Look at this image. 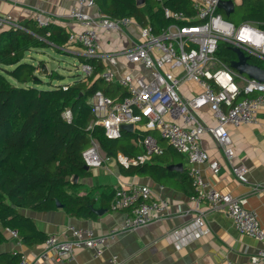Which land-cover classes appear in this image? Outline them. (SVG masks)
Segmentation results:
<instances>
[{
  "label": "built area",
  "instance_id": "obj_1",
  "mask_svg": "<svg viewBox=\"0 0 264 264\" xmlns=\"http://www.w3.org/2000/svg\"><path fill=\"white\" fill-rule=\"evenodd\" d=\"M219 2L194 0L193 16L165 7V16L171 22L159 32L152 25L140 24L132 17H108L102 13L95 0H76L68 12V17L81 26L79 31L69 34L68 43L80 44L83 48L85 61L81 63V70L84 76L92 74V61H104L107 66L99 74L100 78L107 84L119 85L125 92L121 99L106 95L102 90L94 93L90 100L94 124L102 126L108 138L117 139L122 136L124 124L136 125L145 121L148 129H157L171 147L188 156L191 164L188 174L194 188L192 200L196 204V215L168 233L167 239L178 246L187 245L209 232L199 209L202 202L212 209L225 210L241 233L264 241V229L256 210L247 208L242 198L214 188L197 168L198 163L207 162L214 173L220 169L219 161L210 159L201 145L204 132L214 136L223 147L225 157L231 160L235 151L228 126L255 123L259 110L264 106V81L241 73L231 62L216 55L219 44L225 43L231 49L235 47L243 51L249 62L254 58L263 64L264 28L254 21L235 24L226 19L219 12ZM88 8H97L96 15L90 14ZM35 20L42 27L50 24V19L42 14H38ZM132 24L139 27L138 42L113 51L103 50L99 30L120 32ZM8 29L30 31L10 14H0V32ZM62 49L68 52L69 45L66 44ZM120 57L143 66L147 73H121L113 69L112 66L118 64ZM170 65L177 71L167 69ZM256 65L264 69V64ZM188 82H195L200 91L194 95L181 93ZM63 88L67 89L68 86ZM205 106L210 107L214 114L216 122L212 126H205L195 115L197 110ZM64 117L71 120L70 109L64 112ZM179 118L182 122H179ZM139 143L145 148L143 154H119L117 162L125 167L142 164L154 154L163 152L152 135L141 137ZM82 158L89 168H97L110 157L101 151L96 140H92L82 152ZM232 170L241 182L248 181L244 165H234ZM169 205L167 199L152 198V190L147 185L120 183L115 187L112 209L128 210L123 228L133 230L164 216ZM7 230L13 237H19L17 230ZM68 231L72 235L71 239L49 235L43 242L41 258L46 259L53 254L58 260L72 259L79 248L91 249L99 257L114 237V234L99 235L89 227L71 225ZM109 261L111 264H120L116 255L111 256ZM19 264H29L24 254L20 253ZM251 264H264V248L251 257Z\"/></svg>",
  "mask_w": 264,
  "mask_h": 264
},
{
  "label": "crops",
  "instance_id": "obj_2",
  "mask_svg": "<svg viewBox=\"0 0 264 264\" xmlns=\"http://www.w3.org/2000/svg\"><path fill=\"white\" fill-rule=\"evenodd\" d=\"M75 3L76 0H0V14H10L24 26L28 22H36L35 17L42 14L45 18L50 19V25L60 26L70 34L81 29L78 22L68 17V12ZM87 10L93 15L97 13V8H88ZM99 39L103 50L113 51L116 48L138 42L139 27L137 24H132L120 32L99 30ZM68 42L69 50L63 52L73 55L81 63L84 62L83 48L80 44H69ZM48 48L56 49L53 45L44 49H31L27 53L25 61L39 67L42 62L47 64L50 61L55 62ZM36 52L44 59L36 60L33 57L37 54ZM97 62H100L103 68L107 66L104 61ZM112 68L121 73L130 71L147 73L143 66L131 63L124 57H120L118 64ZM40 69L41 67L36 71L37 76L44 73H40ZM167 69L177 71L172 65L167 66ZM51 72L53 71L49 70L46 74ZM12 80L15 82L14 79ZM115 85L120 88L117 94H123V89L119 85ZM199 91L200 87L195 82H188L183 86L181 93L194 95ZM195 115L205 126H212L216 122L214 114L208 106L197 110ZM178 120L182 122L181 118ZM123 130L131 134L132 141L138 147L135 150L136 154L140 155L145 152L139 139L145 135H152L163 149L160 154L164 152L167 154L166 168L170 164L182 163L183 169L170 170L175 171L177 176L167 180H156L150 175L128 176L121 172V164L117 162V157H110L101 166L102 170L98 167L89 168L88 176H78L77 182H73L72 178V183L81 184V187L76 189L78 190L77 194L85 195L92 192V195L98 200L104 188H112L115 191V187L120 183L147 185L152 190V198L169 200V209L164 213V216L131 230L123 228L128 210L108 209L100 205L99 201L94 209L104 208L106 211L103 214L94 211L95 217L73 216L67 213L64 207L48 211L21 209V213L30 217L37 229L48 236L55 234L61 239H71L72 235L68 231V227L73 225L93 228L99 235L111 236L114 234V237L109 240L106 251L99 257H96L91 249L79 248L75 251L72 259L58 260L53 254L43 259L41 258L43 243L29 244L21 236L13 237L7 229H4L5 240L0 243V253L16 255L15 252H18L17 255L24 254L29 264H111L109 258L113 255L118 257L120 264H251V257L257 254L259 249L264 248V241L241 233L225 210L212 209L206 202H202L199 209L202 211L204 226L209 229L208 233L184 246H178L167 239L169 232L189 222L196 215L194 211L196 204L192 200L194 188L188 174L191 166L188 156L171 147L160 136L157 129H148L145 121L133 125L132 130ZM228 130L235 151L234 157L231 160L227 159L223 147L210 132L206 131L201 135V145L210 159L219 161L220 169L218 173H214L207 162L198 163L197 168L202 177L214 188L242 198L247 208L256 210L260 224L264 229V106L259 110L255 123L229 125ZM101 151L105 154L102 149ZM151 158L145 163L151 162ZM238 164H242L246 168L247 182H241L234 174L232 168ZM183 173L187 174V179ZM71 191H75V189L72 188Z\"/></svg>",
  "mask_w": 264,
  "mask_h": 264
},
{
  "label": "trees",
  "instance_id": "obj_3",
  "mask_svg": "<svg viewBox=\"0 0 264 264\" xmlns=\"http://www.w3.org/2000/svg\"><path fill=\"white\" fill-rule=\"evenodd\" d=\"M232 1L235 7L229 14L219 7L226 19L232 21L231 15L239 8L240 23L254 21L264 28V0ZM95 2L108 17H132L140 24L152 25L157 32L171 22L165 16V7L188 16L195 14L194 0H144L140 5L137 0ZM25 26L30 31L8 29L0 33V243L5 240L4 229L7 228L17 230L29 244L43 243L47 239L48 235L37 229L21 209L56 210L59 201L73 216L95 217L93 209L98 201L103 207L112 208L115 195L112 188H104L97 200L92 192L77 194L76 189L81 184L72 183L74 175L90 174L85 169L82 152L92 140H96L109 157H117L118 153L138 155L135 151L138 147L128 131L123 130L120 138L112 139L105 135L102 126L94 124L90 100L97 90L117 99L125 94H117L118 86L100 78L103 65L94 60L90 76L83 75L73 84L41 89L37 86L40 79L36 71L44 63L39 67L25 61L27 53L50 45L61 52L68 42L69 32L50 24L42 27L34 21ZM235 54L225 43H220L216 52L218 58L229 63L233 59L228 57ZM250 61L263 65L254 58ZM49 75L61 76L56 71ZM65 85L67 89L63 88ZM67 108L72 113L70 121L63 116ZM166 156L164 152L152 156L151 162L145 164L121 165V172L128 176L150 175L156 180L173 178L177 174L166 168ZM183 175L187 179V174ZM190 180L192 184L191 177ZM72 188L75 191H71ZM19 262L20 254L0 253V264Z\"/></svg>",
  "mask_w": 264,
  "mask_h": 264
},
{
  "label": "rangeland",
  "instance_id": "obj_4",
  "mask_svg": "<svg viewBox=\"0 0 264 264\" xmlns=\"http://www.w3.org/2000/svg\"><path fill=\"white\" fill-rule=\"evenodd\" d=\"M240 14H239V8L236 11V14L233 13L231 15V20L235 23V24H239L240 20H239ZM49 49V48H48ZM51 57L54 58L56 64H57V69L56 72L57 74L61 75L60 77L58 76H54L52 77L49 74H46L44 72V70L41 69L39 70L40 73L44 72L43 74H39L38 78L40 79L39 83H38V87L41 89H49L52 86H56V85H61V84H69V83H75L76 81H78V79L82 78L84 73L81 70V62H79L77 60L76 57H74L71 54L65 53L63 51H58L56 49H49ZM40 53V50L38 51ZM37 53V52H36ZM233 58H231V57ZM228 57L229 60H234L237 58V55H230ZM33 57L38 60L41 59L42 57L39 56V54H35L33 55ZM44 59V58H42ZM45 64V63H44ZM47 64V63H46ZM264 64V62H263ZM13 83H15L12 79H10ZM16 84V83H15ZM101 168V169H100ZM98 169L102 170V167H98ZM102 172V171H101ZM103 173H105L103 171Z\"/></svg>",
  "mask_w": 264,
  "mask_h": 264
},
{
  "label": "water",
  "instance_id": "obj_5",
  "mask_svg": "<svg viewBox=\"0 0 264 264\" xmlns=\"http://www.w3.org/2000/svg\"><path fill=\"white\" fill-rule=\"evenodd\" d=\"M144 2V0H137V3L140 5ZM219 7L223 8L227 14L231 13L234 10L235 3L232 0H220L219 2ZM232 50L237 54V58L231 62V65L240 71L241 73H245L251 78L258 79L260 81H264V69L261 68L260 66L253 64L249 62L248 56L244 54L243 51H241L238 48L233 47ZM57 68V64L54 61H50L49 64H43L42 70H44L45 73H48L49 70L54 71ZM123 129H128L132 130L133 124H124ZM85 169H89L87 165H85ZM167 169L169 170H182L183 169V164L182 163H177V164H170L167 165ZM78 181V175L73 176V182ZM57 206L58 207H64V204L57 201ZM94 211L98 214H103V212L106 211L104 208H96Z\"/></svg>",
  "mask_w": 264,
  "mask_h": 264
}]
</instances>
